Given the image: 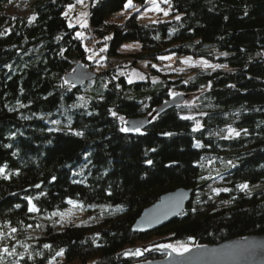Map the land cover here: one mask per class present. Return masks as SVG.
Segmentation results:
<instances>
[{"label": "trees", "instance_id": "16d2710c", "mask_svg": "<svg viewBox=\"0 0 264 264\" xmlns=\"http://www.w3.org/2000/svg\"><path fill=\"white\" fill-rule=\"evenodd\" d=\"M16 2L0 0V166L6 164L9 174L7 180L0 177V247L15 246L23 258L7 257L4 264H49L60 250L63 255L52 264H136L163 258L161 244L215 245L264 235V0H170L169 15L152 20L124 9L127 0H90L88 25L98 48H105L108 58L119 57L124 43L136 42L129 66L148 64L149 76L131 84L117 68L96 71L97 61L88 59L91 50L76 35L84 29L69 27L64 16L75 0H29L34 20L7 12ZM133 3L140 9L147 5ZM166 54L201 57L227 68L163 69L167 59L159 58ZM80 62L95 76L81 86L65 83ZM172 90L203 92L188 107L180 103L157 111L141 130L144 135L119 131L125 126L119 116L153 115ZM69 120L83 137L67 130ZM197 120L202 128L193 132ZM229 126L249 134L221 139ZM57 127L62 130L48 131ZM197 142L205 147H194ZM241 183L249 184L248 192L236 187ZM224 187L231 191H212ZM181 188L192 190L182 214L148 233L132 230L144 209ZM25 197L34 198L41 211L28 212ZM71 207H80L79 214L72 216ZM12 227L18 230L14 234ZM136 249L142 255H124Z\"/></svg>", "mask_w": 264, "mask_h": 264}, {"label": "water", "instance_id": "95a60500", "mask_svg": "<svg viewBox=\"0 0 264 264\" xmlns=\"http://www.w3.org/2000/svg\"><path fill=\"white\" fill-rule=\"evenodd\" d=\"M94 76L95 73L90 72L80 62L66 75L65 81L74 87L81 86L83 82ZM182 99V95L169 98L168 103L157 108L156 111L170 105L176 106L182 102ZM152 116L128 119L124 127L140 126L142 130L149 124ZM191 194L192 190L181 188L161 195L159 200L141 212L132 230L137 233H148L171 222L182 214L191 200ZM189 248L190 251L183 255H178L171 249L159 248L164 254L163 258L136 264H264V235L237 237L215 245H194Z\"/></svg>", "mask_w": 264, "mask_h": 264}, {"label": "snow or ice", "instance_id": "6c2138e0", "mask_svg": "<svg viewBox=\"0 0 264 264\" xmlns=\"http://www.w3.org/2000/svg\"><path fill=\"white\" fill-rule=\"evenodd\" d=\"M147 3H149L151 5V8L149 9L150 11H156V12H163L164 13V16H168L169 15V10L171 9V4H170V0H160V3H163V4H168L169 5V9H163L160 7V3L157 2V0H146ZM76 3L77 4H81L83 5L84 4V0H76ZM124 9H135L136 11H139V8L136 7V5L133 3V0H127V2L123 5ZM69 8V11L73 10L74 8V5H69L68 6ZM68 15L69 13L68 12H65L64 13V16L65 18L67 19L68 18ZM88 13L86 12H81L80 13V17H87ZM35 19V16H33L32 18H30V20H34ZM175 20L179 21L181 20V16L179 14H177L175 17H174ZM225 19H227V17H225ZM78 22L80 24V27L84 28V27H87V20L86 19H79L78 18ZM158 22H162V21H153V23H158ZM69 27H72V24L69 23ZM0 35H3V33H0ZM77 37H80L82 36V33H79L77 32L76 33ZM61 39V37H57V40ZM108 39H111V37H105V40H108ZM106 49L105 48H101L100 51L103 52L105 51ZM60 55L63 56V50L60 52ZM95 55V54H93ZM221 55L223 56H227L228 53L225 52V53H221ZM93 56L90 55L88 57V59H92ZM159 59H170V57H160ZM191 62V58H187L183 61V63L185 64H188ZM200 63L202 65H204L205 67H211L213 69L215 68H227V65L225 64H216V65H211L209 64L207 61L205 60H202L200 61ZM153 67H156L155 65H152ZM5 67L11 69V65H5ZM134 75H137L139 76V79L143 80L144 79V76L140 75L139 73H134ZM65 83H67V81H65ZM129 84L133 83V81L131 79H129L128 81ZM153 83H157L156 80H153ZM117 87H119V85H117ZM208 87H211V84L209 83ZM229 87H235V85H229ZM169 95L172 96V97H176L177 95H179L178 93L176 92H173V91H170L169 92ZM47 97H45L46 99ZM81 100H83L84 98L83 97H80ZM101 99H103V97H101ZM149 99H151V97H149ZM19 103V101H18ZM165 104L168 103V101H165L164 102ZM81 107H84V105H80ZM20 107H27V105L23 104V103H20ZM73 107H76V105H73ZM145 107H147V105H145ZM15 109L13 108H10L9 111H14ZM260 109H257V111H259ZM110 112V114L113 116V117H117L118 116V113L116 111H114L113 109H109L108 110ZM152 111H156L155 109H153ZM87 115H92L91 112H88ZM149 116H152V112H149L148 113ZM201 115H207V113H201ZM237 117L239 115V113L236 114ZM159 116V112H157V115L156 116H153V120H155L157 117ZM43 118V117H41ZM22 119H30V117L28 116H23ZM118 119L121 121V123L123 124H127L128 122L125 120V117L124 116H119ZM180 119L182 120H191V119H194L192 116H181ZM151 122V121H150ZM52 124H56V125H59L60 124V121H57V120H53L51 121ZM257 127H259V125H257ZM66 128L69 132H71L73 135L75 136H78V137H83L85 135L84 131H80V130H73L72 127H71V121L69 120V123L68 125H66ZM202 128V124L199 120L196 121V124H195V127L192 129L193 132L195 131H199L200 129ZM62 129L57 127V128H50L48 129L49 132H53V131H61ZM119 131L121 132H124V133H127V132H135V133H139L141 135H144L145 133H143L141 131V127L140 126H133V127H121L119 129ZM223 131V130H221ZM243 132L244 135H248V129L247 128H244V129H240V130H237L236 128L234 127H231L229 126L227 128V135H224V136H220V133H216V135L220 136L221 139H231L233 137H239L241 135V133ZM13 135H15L13 133ZM162 135L164 136H173L175 135V133L173 132H164L162 133ZM49 143H51V141H49ZM6 147H11V145H6ZM194 147L196 148H202V147H205L204 144L200 143V142H197ZM208 147H211V145H208ZM152 151H155V149H152ZM13 155H16V153H13ZM147 164L151 165L153 163V161L151 159H148L146 161ZM226 164L228 166H231V167H236V164L231 161V160H228L226 162ZM6 168H7V165L5 164L4 166H0V177H2L3 179H9V174H6ZM18 174V173H16ZM219 175V173H217ZM76 175H83V172L81 171L80 173H76ZM53 181L56 180V177L55 176H52L51 178ZM201 179H205V177H201ZM83 181H76V180H73V183H82ZM34 187L36 188H39L40 185L37 184L35 185ZM240 191L242 192H248L249 190V184L248 183H241V184H238L236 186ZM213 192H215L217 195L220 193V192H230L231 189L230 188H227V187H224V188H214L212 189ZM112 193L109 191L108 192V195H111ZM41 195H46L45 193H41ZM25 199L28 201V212L30 213H37V212H40V208L37 207V205L35 203H33V199L32 197H25ZM67 203L68 204H76L77 202L72 200V199H68L67 200ZM227 203V202H226ZM80 207H82V205H79ZM16 208H19L20 205L19 204H16L15 205ZM52 216H59L61 217V219H63V217L65 216V213L63 212H53L52 213ZM29 227H31V225H29ZM18 230L17 228L15 227H12L11 228V233L14 234L16 233ZM4 236V233L3 232H0V238H2ZM23 247L27 248V245H23ZM43 247L45 249H51L52 246L49 245V244H44ZM159 248H164V249H171L172 252H175L177 253L178 255H183V253H186V252H189L190 251V248L187 246V245H173V244H161V245H158ZM63 251L64 250H60L58 252H56L55 256H61L63 255ZM19 255L21 258H23V253H18L17 252V249L15 246H12V247H8V246H2L0 247V264H4L5 260L7 257H15ZM36 255H42L41 253H37ZM125 256H128V255H135V256H139V255H142V252L140 251V249H136L134 252H132L131 250L129 251H126L124 253ZM55 256L52 257V260L49 261V264H52V262L55 260ZM31 258V256L29 257ZM10 264H17L16 261H12L10 262Z\"/></svg>", "mask_w": 264, "mask_h": 264}, {"label": "rangeland", "instance_id": "374dc122", "mask_svg": "<svg viewBox=\"0 0 264 264\" xmlns=\"http://www.w3.org/2000/svg\"><path fill=\"white\" fill-rule=\"evenodd\" d=\"M157 2L160 3V0H157ZM28 3H29V0H19V2H16V3L10 5L7 8V12H10L12 14H19V15H24V16L26 15L28 17H32L31 10H30V7H29ZM69 5H74L73 10L69 11V8H68ZM69 5H67L66 8H65L66 9L65 12L69 13L68 18H67V19H69V23H71L72 25L76 24V25L80 26V24L78 22V18L87 20V27H84V28L81 27L82 29H84V31L82 32V30H81L79 33H82L81 37L83 38L82 40H84L87 49L89 51L91 50V52L89 54V56L90 55L93 56V58L91 60L95 59V61H97L96 66L94 67L96 69V71L97 70H101V68H117L121 74H125V77H126L127 81H129V79H131L133 82L135 80H141V79H139V76L134 75V73H139L140 75L144 76V78L149 76L147 74L148 72H147V69H146V66L148 64L145 61L144 62H138V63H136L133 66H129V64L131 65V63H132L129 59H130V57L133 58L131 55L135 51H137L139 49L138 48V44L136 42L124 43L122 45V47L120 48L122 55L119 56V57L111 56V58H116L118 60L120 59L121 62L119 64H118V62H116L118 60H114V62H112V60L111 61L107 60V56L104 53L105 51L101 52L100 51L101 48H98L97 43L94 42V44H92L93 43L92 42L91 44H87V40L86 39L88 38V34L90 32L89 30H91V29H90V27L88 25V18L87 17H80V13L81 12L88 13V10H89V8H88V5H89L88 4V0H84V4L83 5L77 4L76 0H75L74 3L69 4ZM136 7L139 8L140 16H141L142 20L155 19L158 16V14L164 15L163 12L150 11L149 9L151 8V5L149 3H147V5L142 7L141 9H140L141 6L138 5V4H136ZM160 7L163 8V4L162 3H160ZM128 12L129 11H126V13H128ZM87 31H89L88 34H86ZM93 54H95V55H93ZM165 57H170V59H167V61H166L167 62L166 63L167 66L163 67V69H169V67H170V70H172L171 67H175V68L179 69V71H185L188 67H193V66H197V65L201 66V67H205L204 65H202L200 63V61L205 60V59H203L201 57L194 58V57H191V56H186V57H182V58H177V57H174L171 54H166ZM187 58H191V62L188 63V64L183 63V61L185 59H187ZM124 59H125V61H124ZM122 61H124V62H122ZM109 63H110V65H109ZM113 63H117V64H113ZM208 63H209V61H208ZM154 64H152V65H154ZM156 65H157V67H162L161 63H159V64L156 63ZM87 69L90 72L91 71L96 72V71L92 70L91 68L90 69L87 68ZM150 80L153 81V80H158V79L152 77V78H150ZM83 83H85V82H83ZM172 91L176 92L174 90H172ZM202 92H203V90H198V91H195V92H188V94H184L181 104H183V105H185L187 107H188V105L195 104L198 96ZM176 93L181 95L180 91H177ZM170 97L172 98V96H170ZM156 113H157V111H155L153 113V116H154V114L156 115ZM150 121H149V123H150ZM79 209H80V207L79 208H77V207L72 208L71 207L72 216L78 215L79 211H80ZM171 244L177 245V246L178 245H187L188 247H190L189 244H187L185 242H183V243L182 242H173Z\"/></svg>", "mask_w": 264, "mask_h": 264}, {"label": "built area", "instance_id": "2783aa9c", "mask_svg": "<svg viewBox=\"0 0 264 264\" xmlns=\"http://www.w3.org/2000/svg\"><path fill=\"white\" fill-rule=\"evenodd\" d=\"M90 3V0H88V4ZM90 34V35H89ZM89 34H88V38L86 39L87 40V44H91L92 42V44H94V42H95V39H94V37L92 36V34H91V32H89ZM107 60H109V61H111L112 60V62H114V60H118V59H116V58H108L107 57ZM124 61H125V59H124ZM124 61H122V62H124ZM116 62H118V64L121 62V60L119 59L118 61H116ZM112 64V63H111ZM113 64H117V63H113ZM109 65H110V63H109Z\"/></svg>", "mask_w": 264, "mask_h": 264}, {"label": "bare ground", "instance_id": "6f19581e", "mask_svg": "<svg viewBox=\"0 0 264 264\" xmlns=\"http://www.w3.org/2000/svg\"><path fill=\"white\" fill-rule=\"evenodd\" d=\"M181 95L183 96L184 94H181ZM163 105H165V103Z\"/></svg>", "mask_w": 264, "mask_h": 264}]
</instances>
